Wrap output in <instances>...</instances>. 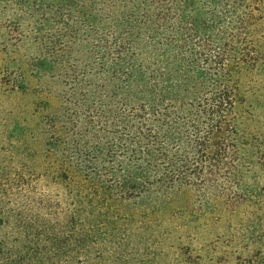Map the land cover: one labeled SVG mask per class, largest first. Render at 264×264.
Listing matches in <instances>:
<instances>
[{
    "label": "trees",
    "instance_id": "16d2710c",
    "mask_svg": "<svg viewBox=\"0 0 264 264\" xmlns=\"http://www.w3.org/2000/svg\"><path fill=\"white\" fill-rule=\"evenodd\" d=\"M15 1L28 9L33 69L63 84L45 177L78 191L56 215L14 213L0 198V264H146L134 243L160 236L121 204L150 197L166 212L179 191L242 196L250 160L264 166L243 88L264 69V0ZM108 241L119 249L97 245Z\"/></svg>",
    "mask_w": 264,
    "mask_h": 264
},
{
    "label": "rangeland",
    "instance_id": "374dc122",
    "mask_svg": "<svg viewBox=\"0 0 264 264\" xmlns=\"http://www.w3.org/2000/svg\"><path fill=\"white\" fill-rule=\"evenodd\" d=\"M27 20L24 6L15 0H0V198L14 213L42 210L56 215L70 210L73 195L68 191H78L76 182L67 187L45 177L44 171L48 163L43 145L63 112V84L57 77L38 75L33 69L36 46ZM263 71L245 76L243 88L254 104L251 129L264 140V115L255 101L264 97ZM22 80L26 91L17 88ZM16 124L25 127L26 133L15 131ZM67 162L73 169L76 162ZM244 173L242 196H197L195 191H179L170 196L166 212H154L150 197L142 198L141 205L133 201L121 204L120 214L134 213L138 219L134 227L147 224L160 236L146 240L145 245L134 243L138 260L146 264H198L200 257L207 256L211 264H247L255 254L263 256L264 166L253 158ZM86 184L84 194H92L91 184ZM100 209L107 211V206ZM103 244L97 245L108 252L119 249L109 241Z\"/></svg>",
    "mask_w": 264,
    "mask_h": 264
}]
</instances>
